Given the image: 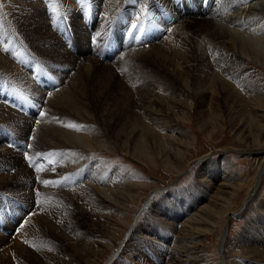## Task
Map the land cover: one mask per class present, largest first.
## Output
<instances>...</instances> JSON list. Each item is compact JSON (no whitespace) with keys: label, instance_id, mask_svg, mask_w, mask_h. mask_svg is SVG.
<instances>
[{"label":"bare ground","instance_id":"1","mask_svg":"<svg viewBox=\"0 0 264 264\" xmlns=\"http://www.w3.org/2000/svg\"><path fill=\"white\" fill-rule=\"evenodd\" d=\"M86 1L77 0L80 9L84 7ZM144 1L131 15L129 21L122 24L123 28L127 23L136 22L134 14L142 17L146 13L157 14L167 0ZM223 1L226 4L235 1L227 13L224 10L216 12V8L204 10L199 8L197 10L199 17L204 12L205 15L203 19H197V14L186 6L185 18L173 15L174 24L176 21L178 25L171 27V24L165 34L159 31L153 35L155 38L152 40L155 41L152 45L156 44L160 47L158 52L154 51L155 48L152 49L156 59L150 62L151 65L145 72L136 67L137 70L134 69L132 73L136 78L131 77L129 73V77L126 76L127 71L131 70L135 64L132 58L140 52L135 47L136 43L140 42L137 39H141L138 37L139 31L135 30V27L131 28L130 32L137 38L128 45V48L120 46L119 49L125 57V64L120 69L122 68L123 73L126 72L125 83L120 90L114 88V78L109 77V81L104 74H100L99 64H102L100 61L98 62L94 57H86L83 62H77L71 53L64 51L58 43H55L54 34L48 31L45 19L42 18V7L35 5L36 8L31 6L28 8L29 5H24L22 2L20 13L22 12L25 16L19 23L21 33L26 40L32 42V50L48 58L52 63L56 61V64L51 63L49 66V69H53L52 77H55L56 82L53 83L45 74L39 75L34 80L33 75H29L27 71L36 69L37 65L27 62L20 48L6 44L8 36L0 32V127L8 128L10 144L14 142L16 147L25 148L21 150L24 153L28 149L32 151V155L30 153V157L24 159L12 150L0 147V171L3 173L0 174V190L6 193L14 192L26 200L31 198L33 192H39L47 196L46 203L49 204V211L35 216L33 223L26 224L21 237L17 238L19 243H15L19 253L16 261H12L11 249L4 248L3 252H0V264H98V259L103 253L101 243L106 241L112 245L111 224L118 223L122 219L119 217L122 212L121 207L127 206V198L132 197L137 186L133 175L125 166H114L106 159H93V152L112 148V142L107 137V130H103V126L100 128L98 123L101 121L100 124L105 126L112 122L116 123V134L113 138L116 140L115 143L117 141L122 143L139 158L138 160L145 159L147 162L155 163L153 149H158L159 153L162 152L164 155L163 150L165 153L167 147L171 145L170 136L164 135V131L171 128L167 127L170 123L163 122L164 119L160 118L168 117L170 107L167 109L169 111L164 112L162 109L159 114L153 111L154 106H160L163 101L169 100V97L155 92L161 85L163 86L164 82L161 80L167 74L173 80L181 81L188 90L193 88L200 104L206 103L208 99L214 100L219 110L225 109L232 113L236 119L235 122L237 121L245 128L249 123L244 125L243 118L246 115H254V120L251 119L249 126L253 127L254 123V127L258 130L259 142L264 144V140L261 139L264 138V86H257L254 73H250L246 66V59L249 62L260 60L264 62L262 45L264 43V0ZM69 2L74 3L72 0ZM105 2L109 8V6H115L118 0ZM117 5L119 6L120 3ZM120 6L117 11L123 10ZM33 9L34 12H32ZM229 11H233L234 14ZM204 22V26L198 25ZM247 26L255 30L253 35L256 40L246 36ZM145 30L142 36L146 37ZM148 33L154 34V29L149 27ZM162 38L164 42L157 41ZM86 41L87 39L81 44L83 45ZM114 49L117 54L118 49ZM137 50L139 52L134 54ZM106 54L109 55V52ZM114 55L115 53L112 54L113 57ZM61 59L64 65L58 63ZM76 68L79 73L73 74L72 80H66L68 74ZM140 79L145 81L140 84V87L150 86L154 88V93L147 88L151 92L145 91L141 94L139 91L140 94H136L135 90H132L133 87L130 90L131 80H135L137 84L141 83ZM57 81L61 84L59 90H57ZM133 91L137 99L133 97L132 101ZM244 91H253L254 98L245 97ZM182 103L183 101L178 100L174 107L183 109ZM132 109H138L145 121L152 124L145 125L141 121L142 118H137L138 114L136 116ZM125 112L129 113V117L123 122ZM218 112L214 110L211 115H219ZM70 125L77 127H70ZM172 131V134H175L173 129ZM165 161L168 164L169 158L166 157ZM221 166L224 175L218 176V179L221 177L223 181H230L229 174L232 171L229 172V166L225 164ZM263 172L264 162L255 175L258 183ZM35 173L37 176L41 175V180L35 179ZM64 186L70 189L69 195L60 190ZM210 187L205 185L201 195H194L191 191L192 193L190 192L189 196L182 199L180 204H176L174 206L175 213L178 214L176 221L162 227L163 231L153 229L148 232L154 235V241L169 257L170 263L204 264L202 253L198 251L202 242L199 243V240L206 234L214 233L216 228V223L211 224L213 226L211 229L206 227L207 224L204 221L205 219L211 221L214 217L220 219L224 215L221 211H216L219 198H214L215 201L212 199L208 205H203L209 198L207 192ZM211 202L213 204H210ZM111 203L119 207L113 214L107 211L110 210L108 205ZM162 205H166V202ZM9 208L6 207V210L4 208L0 214V228L7 229L6 231H10L11 225L17 223V217L20 215L17 214V210L15 213L13 205L9 204ZM170 211L173 213V210ZM9 213L12 218L8 217ZM225 214L224 221L229 215L227 212ZM51 219L54 223H51ZM155 219L156 216L153 220ZM250 224L236 242L231 243L223 237L219 250L223 252L228 245H231L230 255L225 252L221 254L223 264H264V234L262 235L264 222L261 217H258ZM249 227L255 231L248 232ZM138 237L133 236L132 243L120 255L132 263L144 256L142 246L139 245L140 241L135 243ZM160 239L162 241L158 242ZM21 240L28 241L29 248L22 246ZM0 242L4 243V239ZM128 250H132L133 255ZM114 252L117 251L114 250ZM141 262L142 260L137 264H143Z\"/></svg>","mask_w":264,"mask_h":264},{"label":"rangeland","instance_id":"2","mask_svg":"<svg viewBox=\"0 0 264 264\" xmlns=\"http://www.w3.org/2000/svg\"><path fill=\"white\" fill-rule=\"evenodd\" d=\"M36 1L37 0H0V32L8 36V42L6 44H12L20 48L21 52L25 54L27 62L30 61L37 65L36 69L26 70L27 73L33 75L34 80H36L39 75L45 74L47 78L50 77L49 80L53 81V83L56 82L55 77H52L53 69H49L52 61L42 57L39 53L37 54L35 50H32V42L28 39L26 40V37L21 33L19 23L21 22V18L25 16L22 12L20 13L22 7L20 5H23L22 2H24V5H29L28 8L42 7V18L45 19L48 31L54 34L55 43H58V46L64 49V51L71 53V56L73 59L77 60V62H83V59L86 57H94L98 62L100 61L102 63L99 64L100 74H104L105 78L109 81V77L114 78V88L118 90H120L122 84L125 83L124 76L126 75V72L123 73L121 71L122 68L120 69V67L125 64V57H123V54L119 51L120 46L128 48V45L137 38L136 35L130 32L131 28L135 27V30L138 29V37L141 39H137V41L140 40V42H137L135 46L140 52L137 50L134 53L136 54V52H139L140 55L137 53L139 56L134 55L137 57L136 59H138V57L139 59L136 61L135 57L132 58V60L134 59L132 61L133 64L135 63L133 67H131L132 71L130 69L128 71L126 70L127 74L129 73L130 75H132L134 69L137 70L136 67H138V70L145 72L146 68L154 62L153 59H156V56L155 53L152 52V49L155 48L154 51L156 50V52H158L160 47L156 44L152 45L155 41L152 40L155 38L153 35H156L159 31L165 34L167 31L166 29L171 24V27L177 26L178 22L175 21L174 24L173 15L184 17L186 15L184 14L186 8L190 7L192 12L197 14V19H203L205 12L199 17L200 14L197 11L199 8L201 10L216 8V12L224 10L227 13V10L235 4V1H230L226 4L223 0H167L166 3L159 8L161 10L158 11L157 14L146 13L143 17L134 14L136 16V18L134 17L136 22L127 23L126 27L123 28L122 24L129 21V18H131V15L138 9L139 5L145 2L144 0H118L117 4L120 3V5H122H119L123 8L122 11H117L119 7L117 4L113 7L109 6L108 8V6H106L107 4H105V1L108 0H87L82 9H80L77 0H72L74 3L69 2V0H38L37 5ZM249 3L251 4L252 2ZM32 12H34V9ZM229 13L234 14L233 11H229ZM188 14L190 15L191 13L189 12ZM207 16L209 17V14H207ZM199 22H201V20ZM198 25L204 26L205 22L198 23ZM146 27L147 29L145 30ZM149 27L154 29V34L149 35ZM246 28V36L248 35L247 37L249 39L256 40L253 35L255 30L249 28V26ZM143 30H145L146 37L144 35L142 36ZM163 38L157 41L164 42ZM85 39H87V41L82 45L81 42L85 41ZM105 43L106 45H104ZM262 45L264 49V43H262ZM114 48L118 49L117 54ZM108 52L109 55L106 54ZM113 53H115L114 57L112 56ZM62 61L63 59L57 62L64 65ZM246 61L249 72L254 73L253 75H255L257 79V86H264V62L261 60L258 62H249L247 59ZM52 64H56V61ZM77 69L78 68L72 70L66 77V80H72L73 74L79 73ZM129 74L126 76L129 77ZM142 75L143 73L141 76ZM134 76L135 75H132L131 77ZM134 78H136V76ZM141 80L142 79H140L141 83H137L139 85L135 84V80H131L130 90L131 87H133L132 90L134 89L136 94L139 93V91L141 94H144L142 92L145 91H152V93H154V88L150 86L145 87L142 85V87H140V84L145 82ZM172 80L173 78L168 77L167 74L166 77L161 80L164 82V84L162 83L163 86L161 85V87L158 88L159 90H155V92H157L156 94L160 93L161 96H167L169 100H166V102L163 101L165 103L162 102L160 106H154L153 111L159 114L162 109L164 112L169 107V109H171L167 118L165 116L160 117L164 119L163 122L170 123L167 127L171 128L167 129L169 132H167V130L166 132L164 131V135L167 134L170 136L169 142H171V145L167 147V152L165 151L164 153L163 150L165 157L162 155V152L159 153L158 149H153V152L155 150V163L147 162L145 159L138 160L139 158H137L132 151L124 147L122 143H118V141L115 143L116 140L113 138L116 134V123H106L108 127L105 126V124H100L102 123L101 121L98 123L100 128L103 126L102 129L107 130V137L112 142V148L93 152V159H106L114 166H125L133 175V180L135 184H137L132 193V197L127 198V206L121 207L122 212L119 214V217L122 219L118 217V219H120L118 223L112 222L111 224V230L113 231L111 236V240L113 241L112 245L110 242L106 241L101 243V246H103V253L98 259V264H137L140 260H142L141 263L143 264H172L169 262L170 259L166 253L162 251V248L154 241V235H150L148 232L153 229L155 231H163L161 229L162 227L169 225L170 222L173 223V221H176L175 219L178 214L175 213L176 210H174V206L180 204L182 199L189 196L191 191L194 195H201V192L205 189V185H210L211 187L207 192L209 198L205 200L203 205H208L212 199L219 198V200H217L218 206L216 211H221L224 215H222L223 217L220 219L214 217L211 221H208V219L204 221L208 228L213 227L211 226L212 223H216L214 233L206 234L199 240V243L202 242L200 243L201 245L198 251L202 253L204 264H223L224 260L221 254L225 252L230 255L231 245H228L223 252L219 250L223 237L225 239L227 238L231 243L236 242L242 237L244 230L248 227L247 225H251L250 223L255 221L256 218L261 217L264 222V172L261 174L259 183L255 180L257 170L262 165V162H264V144L259 142L258 130L254 127V123L253 127L249 126L252 120H254V115H246V117L243 118L245 120L244 125L249 123L247 128H245L242 124L237 121L238 124L235 122L236 119H234L232 113H229L225 109H222V111L219 110L220 108L215 104L214 100L208 99L206 103L200 104L197 95L194 90H192L193 88H189L188 90L187 86L185 85V88L181 81L177 82V80H173L172 82ZM60 85L61 84L57 81V90L60 89ZM135 85L139 87L137 88ZM146 88L151 89V91ZM171 88L172 92L175 90L173 94ZM166 90H168V93ZM252 92L244 91L243 93L245 97L252 99L254 98L252 95L254 93ZM136 94L134 93L133 96H131L132 101L133 97L137 99ZM178 100L183 101V109H176L174 107ZM214 110H217V112L219 111V115L214 113H212L214 115H211V112ZM132 112L136 116L138 114L137 118H142L141 121L145 123V125L147 123L148 125L152 124L151 122H147V120L145 121L143 118L144 116H142L143 114L139 113L140 111H138V109H132ZM128 117L129 113L125 112L123 115V122L127 120ZM172 129L175 134H172ZM7 130L8 128L0 127V147L12 150L14 153L24 157V159L29 158L30 155H32V151L28 149L29 147L27 146L28 150L24 153L21 150H25V148L16 147L17 145L14 142L10 144ZM109 132L112 133L109 134ZM261 139L264 140L263 137ZM22 146L24 145L22 144ZM166 157L169 158L168 164L165 161ZM223 164L229 166V172L232 171L229 174L230 181H223L221 177L218 179V176L224 175V170L221 166ZM1 173L0 171V174ZM38 176L36 175L35 179L41 180V175ZM64 187L60 190H63L66 195H69L70 189H67V186ZM44 197L45 195H41L39 192H33L31 198L26 200L14 192L6 193V191L2 192L0 190V214L4 208L5 210L6 207L9 208V204L13 205L15 213H17V210V214H20L17 217V223H14L13 226L11 225L12 228L10 231L0 228V240L4 239V243L0 242V252L4 250V248L8 250L11 249L10 251L12 252H10V255L13 262L16 261V258L19 256L15 248V243H19L17 242V238L21 237L23 229L29 223L34 222L35 216L43 215L49 211V204H47L48 202L46 203L47 196ZM205 198L207 197L205 196ZM161 202H166V205H162L163 203L160 205ZM210 204H213V202ZM108 206L110 209L107 210L109 214H113L119 209L114 203ZM193 209L195 210L196 207ZM170 210H173L175 214L172 215L173 213ZM225 212L229 214L226 221H224V217L226 216ZM35 213L38 214L35 215ZM10 215L9 213L8 217L12 218ZM154 216H156L155 220H153ZM51 221V223H54L52 219ZM254 231L255 229L249 227L248 232ZM263 234L264 233H262V235ZM135 235L139 236L135 243L140 241L139 245L142 246V254H144V256L142 255L143 257L141 259H136L137 261L132 263L127 258L121 257L120 255H122L121 253L132 243V237ZM161 241V239L158 240V242ZM21 242L22 246L27 247L29 245L28 241L21 240ZM113 247L115 249H112ZM114 250L117 252H114ZM129 252L132 255L134 253L132 250ZM160 258L164 260L162 261ZM24 260L25 259H23V261Z\"/></svg>","mask_w":264,"mask_h":264},{"label":"snow or ice","instance_id":"3","mask_svg":"<svg viewBox=\"0 0 264 264\" xmlns=\"http://www.w3.org/2000/svg\"><path fill=\"white\" fill-rule=\"evenodd\" d=\"M70 127H77V126H75V125H70Z\"/></svg>","mask_w":264,"mask_h":264}]
</instances>
